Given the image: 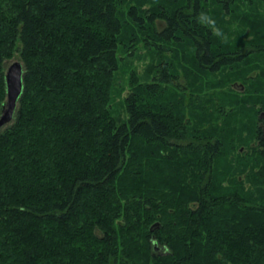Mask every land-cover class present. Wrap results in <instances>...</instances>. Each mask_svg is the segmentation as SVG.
Here are the masks:
<instances>
[{
  "label": "trees",
  "instance_id": "1",
  "mask_svg": "<svg viewBox=\"0 0 264 264\" xmlns=\"http://www.w3.org/2000/svg\"><path fill=\"white\" fill-rule=\"evenodd\" d=\"M216 1L226 13L235 2ZM2 4L6 49L19 52L24 86L14 123L0 132V264H264L263 198L234 178L238 155L230 157L236 168L220 162L241 132L203 127L189 136L184 120L176 126L170 116V125L166 61L151 81L135 80L123 100L124 120L110 109L112 91L94 80L117 70L119 35L129 22L151 27L162 43H189L201 71L244 61L251 50L214 40L201 0L145 13L130 5L127 19L117 0ZM36 87L47 96L69 90L71 100L55 110L23 109ZM261 92L248 98L250 111L258 103L264 111ZM258 121L248 130L257 143L251 167L264 180V117ZM225 178L235 186L221 188Z\"/></svg>",
  "mask_w": 264,
  "mask_h": 264
},
{
  "label": "rangeland",
  "instance_id": "2",
  "mask_svg": "<svg viewBox=\"0 0 264 264\" xmlns=\"http://www.w3.org/2000/svg\"><path fill=\"white\" fill-rule=\"evenodd\" d=\"M117 1L120 3L123 19H127L126 11L130 5L137 6L141 13H145L147 10L149 12V10L172 9L175 4H182L184 0ZM2 2L5 3V0H0V65L2 64L5 74L11 62L21 60L15 47L6 49V43L8 44L6 38L9 32L5 28L7 14L4 12ZM201 4L203 20L212 27L214 40L217 43L233 44L242 50L245 48L251 50L244 61L232 67L222 68L216 73L201 71L197 68L192 58V49L186 41H180L177 44L162 43L152 32L151 27L140 29L137 25L127 22V26L119 35L121 45L117 53L119 58L117 70L109 79L102 80L100 77H94V80L97 85L106 84L112 91L111 98L108 100L110 109L118 119L124 120L127 113L123 100L128 92L136 87L135 80L141 83L149 82L156 76L157 64L160 61L170 63L173 78L170 83L164 85L165 102L163 103L170 125L174 124L173 119L176 121V126L184 120L187 123L185 126L189 130V136L193 133L200 134L198 130L203 131V127H208L210 132L217 131L221 135L226 134L227 131L241 132L242 138L235 150L230 154L223 153L226 159H223L225 161L221 159L220 162H231L236 168L230 157L238 155L239 158H236L238 171L234 178L241 182L246 191L257 198L262 196L264 201V180L258 179L256 175L258 167H251L257 143L248 132L252 124L259 125L258 117H264V111L260 110V103L256 104V111L249 110L251 102L249 103L248 99L261 94V91L264 92V0H235L229 13H226L216 0H201ZM155 24L157 30L164 25L160 18H157ZM2 38L5 41H2ZM147 39L160 42V47L147 44ZM78 80L81 82L85 79L79 77ZM2 88L0 84V113L6 102V93L4 92L2 96ZM32 90L31 96L28 97H34L33 102L23 99V109L27 108L28 104L30 107L41 106L43 110L46 107L49 110H55L60 103L66 104L71 100L69 90L53 96H47L37 87ZM81 91H84L83 85L75 90V94ZM236 94L239 99L235 101L233 97ZM19 101L13 120L0 126V132H4L14 123ZM38 124L35 123L31 128L38 130L40 128ZM27 150H31V147ZM1 154L2 152L0 156ZM4 155L2 154L1 159ZM245 162L247 166L243 167ZM231 183L225 178L219 186L233 188L235 184ZM1 235L3 236V233Z\"/></svg>",
  "mask_w": 264,
  "mask_h": 264
},
{
  "label": "water",
  "instance_id": "3",
  "mask_svg": "<svg viewBox=\"0 0 264 264\" xmlns=\"http://www.w3.org/2000/svg\"><path fill=\"white\" fill-rule=\"evenodd\" d=\"M6 102L0 113V126L13 120L18 101L23 93L24 68L19 60L11 62L5 72Z\"/></svg>",
  "mask_w": 264,
  "mask_h": 264
},
{
  "label": "bare ground",
  "instance_id": "4",
  "mask_svg": "<svg viewBox=\"0 0 264 264\" xmlns=\"http://www.w3.org/2000/svg\"><path fill=\"white\" fill-rule=\"evenodd\" d=\"M122 61V60H121ZM115 76V75H114ZM130 77V76H129ZM115 111V110H114ZM116 112V111H115Z\"/></svg>",
  "mask_w": 264,
  "mask_h": 264
}]
</instances>
